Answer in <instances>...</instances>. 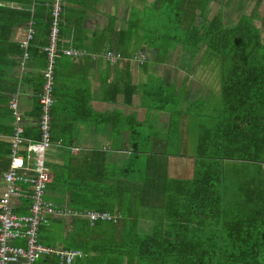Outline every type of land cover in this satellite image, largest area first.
Masks as SVG:
<instances>
[{"label": "trees", "instance_id": "16d2710c", "mask_svg": "<svg viewBox=\"0 0 264 264\" xmlns=\"http://www.w3.org/2000/svg\"><path fill=\"white\" fill-rule=\"evenodd\" d=\"M54 1L0 0V80L5 82L0 84V110L13 118L6 128L10 136L15 121L10 104L22 93L18 88L29 82L28 67L45 71L49 63ZM260 2L157 0L147 8L148 17L131 19L129 30L119 31L116 45L126 42L135 27L150 26L151 41L164 46L156 52L161 59L178 49L177 58L200 65L187 70L188 61V77L208 69L215 78L217 88L208 97L205 92L190 98L176 89L147 92L159 111L164 105L173 111L174 137L180 132L181 114L186 120L195 118L193 175L169 177L170 157H187L188 150L179 152L172 143L165 151L155 149L145 128L132 133L129 164L115 174L104 163L105 153L89 152V159L50 171L45 199L72 210L107 212L118 216L116 222L91 225L84 217L53 218L39 229L41 245L81 251L84 256L75 264H264V42L259 27L264 13L262 18L255 7ZM212 4L220 11L211 18ZM223 7L236 13V19L224 16ZM60 36L61 23L59 41ZM121 55L127 60L128 53ZM143 55L132 59L143 64ZM36 84L38 127L44 72ZM51 122L52 111L53 145ZM22 127L25 138H40L39 127L33 132ZM97 154L103 157L94 158ZM28 203L20 200L15 213L27 214Z\"/></svg>", "mask_w": 264, "mask_h": 264}, {"label": "crops", "instance_id": "0c3cea01", "mask_svg": "<svg viewBox=\"0 0 264 264\" xmlns=\"http://www.w3.org/2000/svg\"><path fill=\"white\" fill-rule=\"evenodd\" d=\"M62 1L60 50L54 68L53 145L47 155L50 171L61 169L68 163L76 165L89 159V152H103L106 155L105 165L115 174L129 164L130 150L135 143L132 133L145 128L152 137L151 143L155 149L165 151L171 148L172 143L179 152L188 150L187 157L176 155L169 159V177L184 176L178 167L174 169L178 171L177 174L171 167L173 162L175 166L180 161L194 163V153L190 150L195 151L196 148V120L193 116L186 120L181 114L180 132L178 137H174L173 132H177V128H174L171 120L173 111L169 108L159 111L157 101L149 97L147 92L153 94L160 87L167 93L173 89H176L177 94L185 90L193 98L191 91L196 78L192 75L187 78L184 72L188 57L177 58V49L173 56L161 59L156 52L164 46L159 45L157 39L159 44L151 41L150 26L135 27L126 42L116 45L119 31L129 30L127 24H130L131 19L148 17L147 8L152 7L157 0ZM212 7L213 4L208 11V17L211 18L217 15L210 16L214 9ZM255 7L263 18L264 0ZM224 9L227 10L224 16H233L230 8ZM259 27L264 42V25ZM152 35L156 36L154 33ZM14 40L20 42L21 38L16 35ZM110 50L128 53L127 60L116 63L108 61L104 53ZM64 51L72 54L66 55ZM136 54H144L146 62L142 64L133 60ZM28 71V84L18 88L22 93L13 99H20V113L23 115L21 124L33 132L38 131L37 118L34 117L38 102L37 76L44 69L31 65ZM4 83L3 79L0 80V84ZM10 124H13V118L0 110V196L3 192L2 176L10 160L11 136L6 129ZM186 130L188 135H185ZM98 157L101 159L103 155L97 154L94 158Z\"/></svg>", "mask_w": 264, "mask_h": 264}, {"label": "built area", "instance_id": "2783aa9c", "mask_svg": "<svg viewBox=\"0 0 264 264\" xmlns=\"http://www.w3.org/2000/svg\"><path fill=\"white\" fill-rule=\"evenodd\" d=\"M62 0H55L52 10L53 23L50 32V44L46 48L49 63L44 71V86L40 95V117L38 127L40 138L36 140L24 137V129L19 116L17 99L10 107L14 121V131L9 147V164L3 173V193L0 196V264H38L46 260L50 264H75L83 258L78 250H64L43 246L38 241L39 229L53 218L84 217L91 225L98 221L116 222L118 216L93 210H72L67 206H57L45 199L47 184L51 178L47 155L52 147L50 121L54 105V64L59 55V26ZM28 34V40L31 39ZM25 46L27 42H24ZM71 55L72 52L64 51ZM105 57L110 62L122 61L121 53L108 51ZM141 63L138 58L134 59ZM29 200L28 213L16 214L20 200ZM54 261H53V260Z\"/></svg>", "mask_w": 264, "mask_h": 264}, {"label": "rangeland", "instance_id": "374dc122", "mask_svg": "<svg viewBox=\"0 0 264 264\" xmlns=\"http://www.w3.org/2000/svg\"><path fill=\"white\" fill-rule=\"evenodd\" d=\"M214 9H212V13L210 14V16L212 15H215V14H218L219 13V5L218 4H213V7ZM227 11V10H226ZM226 11L225 9L222 10V13L226 14ZM252 11V10H251ZM235 14H233V16H235ZM236 19V16L234 18V20ZM188 69H191L192 70V66H196V67H199L200 65H198L196 62H192L190 61L188 64ZM186 65V66H187ZM205 70H198L197 71V74H198V77H196V79H194V87H193V91H191L194 95L196 96H204V93L207 92V97L211 94V91H212V88L215 86V78L214 77H211L210 78V72L208 69H206L205 73H203ZM187 72V71H186ZM185 72V73H186ZM203 73V74H202ZM187 78H188V74H187ZM153 85L150 86V89H152ZM217 88V86H215ZM162 90V88H156V90L154 92H158L160 93V91ZM167 93V91H165ZM155 100V99H154ZM161 100V99H160ZM171 100V98L169 99ZM157 101V100H155ZM153 101V103L155 102ZM164 105V104H163ZM166 108H168L167 105H164ZM179 110V109H178ZM174 119L175 118V115H174ZM190 152L193 154L195 153V151L192 149L190 150ZM171 163H172V159H171ZM179 168L180 172L184 175V176H181L180 178H189L193 175V172H194V163H189V162H183V161H180L178 166H175L174 165V162H173V166L171 167V169H175V168ZM174 172L177 174L178 171L174 170ZM181 175V174H179ZM60 185V184H58ZM3 193V192H2ZM106 222V221H104Z\"/></svg>", "mask_w": 264, "mask_h": 264}]
</instances>
